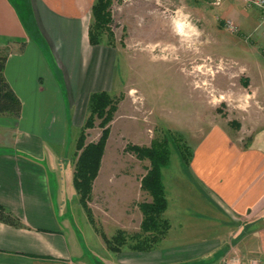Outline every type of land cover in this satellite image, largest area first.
<instances>
[{
	"label": "crops",
	"instance_id": "1",
	"mask_svg": "<svg viewBox=\"0 0 264 264\" xmlns=\"http://www.w3.org/2000/svg\"><path fill=\"white\" fill-rule=\"evenodd\" d=\"M96 1L0 0V55L23 105L19 119L0 115V204L24 225L0 222V264H95L89 239L69 216L61 164L76 146L91 95L116 88L117 50L89 38ZM261 66L256 86L264 101ZM258 131L241 145L225 127L210 129L192 150L189 187L173 179L176 224L166 217L171 228L153 250L125 247L110 253V264H222L243 246L264 264V125ZM165 192L167 215L166 185ZM92 229L95 243L106 246Z\"/></svg>",
	"mask_w": 264,
	"mask_h": 264
},
{
	"label": "rangeland",
	"instance_id": "2",
	"mask_svg": "<svg viewBox=\"0 0 264 264\" xmlns=\"http://www.w3.org/2000/svg\"><path fill=\"white\" fill-rule=\"evenodd\" d=\"M110 1L112 21L101 40L118 53L116 88L110 94L118 108L101 179L95 181L90 201L94 219L108 237L118 229L139 232L135 230L139 224L137 204L150 201L146 192L134 193L132 185L146 174L150 162L138 160L127 150L128 145L150 146L156 140L169 143L171 164L163 173L170 212L164 217L176 224L173 179L180 178L189 187L179 147L192 151L216 126L225 127L234 140L247 145L261 134L258 129L264 125V101L259 99L261 94L257 96L256 86L257 71L264 65V15L260 9L244 0ZM93 22L92 14L91 25ZM101 133L98 126L88 129L87 143L98 141ZM76 161L75 146L61 164L69 216L81 238L89 239L93 262L102 264L106 256L110 264L111 251L93 240V226L74 192ZM184 197L192 201L189 194ZM243 248L235 254L243 264H251Z\"/></svg>",
	"mask_w": 264,
	"mask_h": 264
},
{
	"label": "trees",
	"instance_id": "3",
	"mask_svg": "<svg viewBox=\"0 0 264 264\" xmlns=\"http://www.w3.org/2000/svg\"><path fill=\"white\" fill-rule=\"evenodd\" d=\"M110 3V0H97L93 6L94 22L89 29L92 45L101 44V34L109 31L107 25L112 21L108 11ZM6 62L7 57L0 55V115L19 119L22 115L23 105L5 77ZM117 108L116 98L109 93L99 92L91 95L88 106L89 116L76 143L77 161L73 185L79 196V203L87 213L89 222L101 236L109 251L119 253L127 246L134 251H151L171 228L169 220L164 217L168 208V201L163 182V169L171 164V151L167 140L153 141L150 146L130 144L127 148L138 160L150 162L146 174L141 179V189L149 195L150 201L138 204L143 215L139 232L129 234L119 229L112 237H108L96 223L92 214L93 210L90 207L94 184L101 169L107 141L111 133V123ZM98 120L100 122L97 124ZM97 126L102 130L99 140L87 143L86 131ZM179 150L182 161L188 169L192 151L182 146L179 147ZM0 222L13 227L24 226L17 216L6 210L1 204Z\"/></svg>",
	"mask_w": 264,
	"mask_h": 264
},
{
	"label": "built area",
	"instance_id": "4",
	"mask_svg": "<svg viewBox=\"0 0 264 264\" xmlns=\"http://www.w3.org/2000/svg\"><path fill=\"white\" fill-rule=\"evenodd\" d=\"M245 3L249 6H254L260 9L264 15V0H244ZM222 264H243L242 259L238 254H233L227 257ZM251 264H262V259L252 258Z\"/></svg>",
	"mask_w": 264,
	"mask_h": 264
},
{
	"label": "clouds",
	"instance_id": "5",
	"mask_svg": "<svg viewBox=\"0 0 264 264\" xmlns=\"http://www.w3.org/2000/svg\"><path fill=\"white\" fill-rule=\"evenodd\" d=\"M192 31H193V33H195V28L194 27H192ZM197 35H198V33H196Z\"/></svg>",
	"mask_w": 264,
	"mask_h": 264
}]
</instances>
